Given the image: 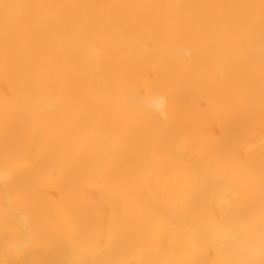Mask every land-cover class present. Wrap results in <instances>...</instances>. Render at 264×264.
<instances>
[{
    "label": "bare ground",
    "instance_id": "obj_1",
    "mask_svg": "<svg viewBox=\"0 0 264 264\" xmlns=\"http://www.w3.org/2000/svg\"><path fill=\"white\" fill-rule=\"evenodd\" d=\"M0 264H264V0H0Z\"/></svg>",
    "mask_w": 264,
    "mask_h": 264
}]
</instances>
